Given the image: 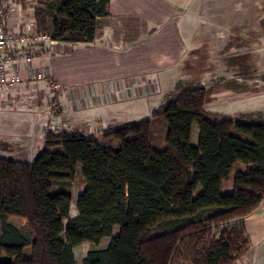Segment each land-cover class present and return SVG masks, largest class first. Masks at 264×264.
<instances>
[{
    "label": "trees",
    "instance_id": "trees-1",
    "mask_svg": "<svg viewBox=\"0 0 264 264\" xmlns=\"http://www.w3.org/2000/svg\"><path fill=\"white\" fill-rule=\"evenodd\" d=\"M108 5L37 0L35 31L90 43ZM214 98L210 88L178 83L148 118L99 132L119 141L116 150L47 129L31 161L0 157V264H75L76 246L98 244L114 226L117 234L81 264H232L242 257L251 245L245 219L264 198V119L212 113L206 106ZM155 132L165 134L161 150L149 143ZM75 180L81 189L72 202Z\"/></svg>",
    "mask_w": 264,
    "mask_h": 264
},
{
    "label": "rangeland",
    "instance_id": "rangeland-1",
    "mask_svg": "<svg viewBox=\"0 0 264 264\" xmlns=\"http://www.w3.org/2000/svg\"><path fill=\"white\" fill-rule=\"evenodd\" d=\"M147 1L149 0H142L141 5H138L144 9ZM36 2L37 0H10V3L15 5L13 6L14 9L12 7V18L17 21L21 13L23 17L28 18ZM162 2L172 5L174 16L180 15L182 17L178 25L181 30L185 29L186 31L180 37L181 40L184 39L181 43H183L182 47L185 50L180 62L182 70L170 71L171 73L174 72L175 82L173 85L167 81L165 71L158 73L154 70L148 75L144 71L137 74L136 86L139 85V89L144 86L143 91L145 92L133 87L135 91L132 93L137 91L141 95L136 92L134 96L121 97L122 92L128 94L132 83L129 82L122 89L116 85L118 80L107 79L101 82L104 87V93L100 91L101 97L99 99L100 102H103L102 108H96L93 105L86 106V97H88L86 93L88 89L92 90L96 83L86 84L84 78L88 72L82 70V76H76L82 80L76 81L77 84L75 85L67 82V86L73 92L84 93L86 97L83 101L86 104L84 108H86L87 114H99L110 119V125L113 123L115 126L140 121L148 118L152 110L156 108V105L151 104V102L157 101L156 103L160 105V102L167 101L171 92L167 95L164 90L169 89L171 91L176 83L180 82L179 84L184 86L197 84L196 86L210 88L215 98L206 106V110L212 113H219L233 119L242 114L261 116L264 119V80L262 79L264 75V0H158V4L163 5ZM18 5H21L22 9ZM195 26V30H191ZM19 28L20 23L18 24ZM193 31H195L194 35L192 34ZM160 36H154L156 37L152 41L154 46L157 38H161ZM187 37H190V42H188ZM142 41L143 39H137L136 42L142 45ZM63 48L57 47V50L48 48L47 55L53 53L57 57L62 53ZM159 48L166 50L160 45ZM71 57L70 54H66L65 57L51 61L52 65L61 68L57 69L59 78L67 79L62 74L64 71L71 79V68L74 65L77 66ZM45 59L49 61L48 57ZM37 72L44 73L42 70ZM28 80L31 81L30 87L26 90L28 91L27 94H13L27 82L24 79L18 86L0 94V157L31 161L41 147L43 132L53 126H59L55 131H60L62 122L67 123L70 131L82 133L87 137L95 136V131L102 133L109 126L104 122L94 123L91 120L85 125L73 127L68 114L70 107L67 105L64 109L62 101L58 98L60 92L49 91L48 84L44 79L30 78ZM133 80L135 82V79ZM40 81L43 84L42 91L38 85ZM46 90L50 95L46 93ZM106 95H108L109 100L104 103L103 100ZM141 96L143 98L140 99ZM22 104L25 105V110L18 108ZM206 117L212 122H217L216 118ZM32 122L35 124L41 122L42 125L37 126L35 134L29 135ZM195 131L194 127L191 137L193 142L196 139ZM27 136L28 138H26ZM95 138L99 143L113 150L119 147L117 139L103 138L101 135H96ZM149 143L156 150L163 149L166 143L164 132L152 134ZM76 171H78L77 176L80 173L79 165H77ZM80 189V185L75 180L71 188L72 202H74V198ZM224 191H229V189ZM70 209L71 215L75 214L76 210L73 203ZM8 222L18 226L22 224L23 219L10 216ZM117 231L118 227L114 226L112 236L117 234ZM111 237L102 238L96 245L83 242L76 246L73 249L75 264H81V260L87 251L106 246Z\"/></svg>",
    "mask_w": 264,
    "mask_h": 264
},
{
    "label": "crops",
    "instance_id": "crops-1",
    "mask_svg": "<svg viewBox=\"0 0 264 264\" xmlns=\"http://www.w3.org/2000/svg\"><path fill=\"white\" fill-rule=\"evenodd\" d=\"M141 3L142 0H109L108 15L98 20L96 33L92 42L81 44L60 42L57 46L52 48L56 49L58 47L61 49L64 47L62 53L57 55V57H55L53 53L47 55L49 49L46 46L38 45L32 51V62L29 67L19 63V61H15V67L21 75L22 80L24 79L27 82L23 84V87H19L14 91L15 93L13 92V94L28 93L26 90L30 87L31 81L28 79L31 78L30 75L32 72L34 73L38 70H42L44 73H48L51 78L61 86V91L60 93L58 92V98L62 101L64 109H66L67 105L70 107V113H68L70 115V123L73 127H77L79 125H85L91 120L94 123L104 122L110 125V119L96 113L92 115L87 114V110L84 108L86 104V106L93 105L96 108H102L103 102L99 100L101 97L100 91L104 93L102 81L107 79L118 80L116 85L118 87L120 86L122 89L123 86L131 82L132 84L128 94L122 92L121 97L136 95L137 91L134 93L132 92L135 91L133 87H135L134 89H139V85L138 87L136 86L137 74L144 71L147 75L154 70L158 73L165 71L167 73V81H170L173 85L175 82L173 78L174 72L171 73L170 71L182 70L180 62L185 52L182 47L183 43H181L184 39L181 40L180 37L184 35L186 31L185 29L181 30L178 25L182 17L180 15L174 16L172 5H169V3L162 2L163 5H161L158 4V0H149L144 9L139 6ZM13 6L15 5L12 3H9L7 6L9 13L7 28L9 30H18V24L24 22L27 18L23 17L21 13L17 21L13 19ZM150 27H152V30H150ZM195 28L196 26L192 27L191 30H195ZM192 34L194 35L195 31H193ZM158 35H161V42L160 39L157 38L158 40L154 46L152 41ZM137 39H143L142 45L137 44ZM187 40L190 42V37H187ZM159 45L166 50L160 49ZM66 54H70L75 64H77V66L74 65V67L71 68V79H69V75L64 71L62 74L66 76L67 79L59 78L57 69L60 67L57 65L55 67V65L51 63V61H54L56 58L65 57ZM46 57H48L49 61L45 59ZM82 70L88 72V75L84 78L86 84L92 82L96 83L92 90L88 89L86 93L88 97H86L84 93L80 94L78 92H73V90L67 86V82L71 83V85H75L77 84L76 81L82 80L76 77L82 76ZM133 79H135V82H133ZM178 83L180 82H177L176 85ZM38 85L40 86L39 89L41 88L42 91V82L40 81ZM143 87L144 86L139 89L141 92H145L143 91ZM174 88L171 91H169V89L164 90L165 94L167 93L168 95ZM46 93L50 95L48 90H46ZM137 93L141 95V93ZM107 96L108 95H106V98L103 100L104 103H107L109 100ZM85 97L86 104L83 101ZM141 98L143 97L141 96L140 99ZM156 102L157 101H153L151 104H155L157 107L159 103L157 104ZM29 103H32V101H29ZM161 103L164 102H160V104ZM21 106H23V104L18 106V108ZM34 122H32V126L29 128V135L32 133L35 134L37 126L39 127L42 124L41 122L36 124ZM112 125L114 124L112 123ZM99 132L95 131V136L91 135L90 137H96ZM26 138H28V136ZM75 216L76 211L75 214L71 215L70 209V217ZM245 224L251 245L247 253L232 264H264V198L260 206L247 216Z\"/></svg>",
    "mask_w": 264,
    "mask_h": 264
},
{
    "label": "built area",
    "instance_id": "built-area-1",
    "mask_svg": "<svg viewBox=\"0 0 264 264\" xmlns=\"http://www.w3.org/2000/svg\"><path fill=\"white\" fill-rule=\"evenodd\" d=\"M9 3L10 0H0V94L18 86L22 81V77L15 67V61L22 62L29 67L35 47L41 45L54 48L60 43L48 33L35 31V20L32 13L24 22L20 23L18 30H9L7 28L9 17L7 6ZM18 7L22 9L21 5ZM30 77L35 80H46L49 91L57 93L61 91L59 83L54 81L48 73L32 72ZM23 106L20 107V110L26 109L25 105ZM60 127L61 130L70 131L66 122H62ZM58 128L59 126L50 127L53 130Z\"/></svg>",
    "mask_w": 264,
    "mask_h": 264
}]
</instances>
